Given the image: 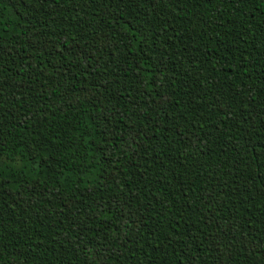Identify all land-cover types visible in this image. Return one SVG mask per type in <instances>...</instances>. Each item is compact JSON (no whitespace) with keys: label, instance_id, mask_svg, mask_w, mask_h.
Wrapping results in <instances>:
<instances>
[{"label":"trees","instance_id":"trees-1","mask_svg":"<svg viewBox=\"0 0 264 264\" xmlns=\"http://www.w3.org/2000/svg\"><path fill=\"white\" fill-rule=\"evenodd\" d=\"M0 264H264V0H0Z\"/></svg>","mask_w":264,"mask_h":264}]
</instances>
